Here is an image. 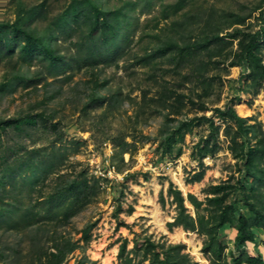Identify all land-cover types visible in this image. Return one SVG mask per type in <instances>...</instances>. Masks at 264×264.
I'll return each mask as SVG.
<instances>
[{
	"label": "rangeland",
	"instance_id": "374dc122",
	"mask_svg": "<svg viewBox=\"0 0 264 264\" xmlns=\"http://www.w3.org/2000/svg\"><path fill=\"white\" fill-rule=\"evenodd\" d=\"M176 1L0 0V121L27 115L46 121V128L27 126L26 138L7 129L1 144L21 145L19 157L27 153L31 159L37 150L55 152L60 169L39 186L42 192L72 180L93 188L82 211L57 227L17 228L16 220L5 216L0 264H30L39 239L60 236L75 246L64 264H119V239L131 241L134 235L184 244L202 264L193 254L197 248L210 264L201 252V236L179 227L169 231L175 211L167 189L171 183L185 199L190 194L203 202L210 185L244 181L245 154L264 147V72L244 52L254 42L251 52L264 69V0H186L174 11ZM115 11L122 13L115 25L122 54L95 65L86 64L91 56L81 55L77 66L78 39L101 24L98 36L110 41ZM42 45L67 63L63 72L47 68ZM176 46L195 53L179 65ZM144 55L149 62L137 64ZM227 108L242 119L240 127L215 112ZM15 168L4 166L0 177L7 169L10 183ZM201 171L200 182H190ZM60 174L67 176L58 181ZM247 179L246 190L253 184ZM20 190L14 195L27 205L32 197L20 198ZM228 191L233 215L251 217L241 192ZM185 206L193 217L204 215L187 201ZM251 230L254 242L237 246L236 228L220 229L225 260L232 255L264 260V231ZM180 233L186 240L176 237Z\"/></svg>",
	"mask_w": 264,
	"mask_h": 264
},
{
	"label": "trees",
	"instance_id": "16d2710c",
	"mask_svg": "<svg viewBox=\"0 0 264 264\" xmlns=\"http://www.w3.org/2000/svg\"><path fill=\"white\" fill-rule=\"evenodd\" d=\"M186 0H177L173 5L174 11L181 9ZM114 22L110 28V41H103L98 34L101 31V24L91 26L85 33L84 37H80L76 43L77 54L73 61L80 66L79 58L81 55H89L90 58L85 59L86 64H99L105 61H115L123 52V47L117 42V34L119 26H115L117 21L122 16L120 11L111 12ZM106 25L105 21L102 23ZM70 31L75 32L71 25ZM109 30V29H108ZM254 42H250L244 52L254 62L257 68L264 69L259 65L258 60L251 52ZM43 52L45 58L48 60V67L50 71L61 73L65 70L67 63L56 54L46 49L43 45ZM28 49V48H25ZM174 59L177 64H182L183 61L193 53L194 49H186L182 47H175ZM91 59V60H90ZM149 55L137 57L135 59L137 64H144L149 62ZM85 63V61H84ZM66 64V66H65ZM49 71V72H50ZM53 74V73H51ZM215 112L221 116L227 114L237 126L240 127L242 121L233 109L227 108L224 111L215 109ZM212 124V121L210 120ZM46 128V121L40 115L31 117L24 116L22 119L11 121H0V135L7 129H12L17 132L18 137H28L26 127ZM25 128H24V127ZM25 147V146H24ZM23 146L17 147H3L0 140V169L4 166L15 165V172L10 177L11 182L6 183L7 169L1 170L0 177V192L5 193L1 198L0 195V221L9 216L16 220L17 228L28 225L54 226L67 223L90 202L93 195V188L83 182L75 180L69 183H61L52 188L48 193L39 190L40 185H44L47 177L51 174L57 173L60 169V160L55 155V152H48L46 149L34 151L35 155L31 158L25 155L19 157V152L22 151ZM204 156V155H202ZM246 156L244 181L237 179L234 187L227 183L217 185H210L206 191V197L203 202L197 201L193 195H188L185 199L180 190L174 187L171 183L167 189V197L171 199V204L174 207L175 215L172 222L167 224L169 231L173 228H182L184 231L195 232L202 237V254L207 257L210 264H264V260L260 256L235 257L231 256L230 260H225L223 253L225 246L219 240V231L225 225L234 226L237 230L235 236V244L243 245L246 242H254L255 237L251 228L264 231V147L249 150ZM12 157V158H11ZM25 168V171H17L18 168ZM9 168V167H8ZM254 173H250V170ZM204 175V171L195 173L190 182H200ZM67 175H58V181L66 178ZM250 177L253 179V184L246 190L245 180ZM11 187L7 188V185ZM21 188L20 198L24 194L32 197L27 205H21L19 198L14 195V189ZM232 192L239 191L243 196L245 203L251 217H246L241 213L233 215L234 208L227 204L226 201ZM36 192L35 196H31ZM34 197V198H33ZM4 198L10 200L8 204L3 203ZM160 202L164 203L162 192L159 195ZM187 201L196 211L202 210L204 215L201 217H193L185 206ZM204 205L203 208L201 206ZM5 213L7 215H5ZM15 226V229H16ZM123 226V225H120ZM47 240V241H46ZM89 239H85L86 244ZM51 242L53 245L49 247L47 244ZM117 261L119 264H199L187 252L186 246L181 243H168L164 236L157 239L152 236L134 235L131 241L121 238L118 241ZM36 250L32 253L30 264H64L68 254L75 250L74 244L69 238L60 236L52 239H39ZM131 243V248H128ZM94 264V263H92Z\"/></svg>",
	"mask_w": 264,
	"mask_h": 264
},
{
	"label": "bare ground",
	"instance_id": "6f19581e",
	"mask_svg": "<svg viewBox=\"0 0 264 264\" xmlns=\"http://www.w3.org/2000/svg\"><path fill=\"white\" fill-rule=\"evenodd\" d=\"M244 114V113H243ZM178 185L181 187V189L185 190V187L183 186V184L180 181H177ZM183 233V231H182ZM176 235V234H175ZM176 237H180L184 240H186V238L183 236V234L180 233L176 235ZM194 245V244H193ZM193 254L197 257L198 261L202 264H206V260L202 257H200L199 253L197 252V248L193 249Z\"/></svg>",
	"mask_w": 264,
	"mask_h": 264
},
{
	"label": "built area",
	"instance_id": "2783aa9c",
	"mask_svg": "<svg viewBox=\"0 0 264 264\" xmlns=\"http://www.w3.org/2000/svg\"><path fill=\"white\" fill-rule=\"evenodd\" d=\"M112 171H113V170L109 169V170H107V172H106V174H108L107 176H109V178H111V179L113 178V177H112V176H113V175H112Z\"/></svg>",
	"mask_w": 264,
	"mask_h": 264
}]
</instances>
